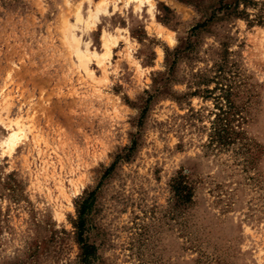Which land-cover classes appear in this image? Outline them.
Returning <instances> with one entry per match:
<instances>
[{
	"label": "rangeland",
	"instance_id": "1",
	"mask_svg": "<svg viewBox=\"0 0 264 264\" xmlns=\"http://www.w3.org/2000/svg\"><path fill=\"white\" fill-rule=\"evenodd\" d=\"M90 194V264H264V0H0V264Z\"/></svg>",
	"mask_w": 264,
	"mask_h": 264
},
{
	"label": "trees",
	"instance_id": "2",
	"mask_svg": "<svg viewBox=\"0 0 264 264\" xmlns=\"http://www.w3.org/2000/svg\"><path fill=\"white\" fill-rule=\"evenodd\" d=\"M229 103H232L228 99ZM187 188V187H185ZM93 203V195L90 194L85 200L82 202L79 208V216L78 220L76 221V227L78 230V241L82 245V263L83 264H90L92 260V256L95 252L94 245L90 244L88 241H86L85 237V231H86V223H87V215L90 211V208Z\"/></svg>",
	"mask_w": 264,
	"mask_h": 264
},
{
	"label": "bare ground",
	"instance_id": "3",
	"mask_svg": "<svg viewBox=\"0 0 264 264\" xmlns=\"http://www.w3.org/2000/svg\"><path fill=\"white\" fill-rule=\"evenodd\" d=\"M144 3H148V2H143V4ZM103 10H105V9H103ZM98 11H99V9H98ZM149 12H150V14H152V12H153L151 7L149 8ZM101 15H102V12L100 11V12H98V15H95V17L99 18ZM81 19H82V17H81ZM85 22H87L86 18H84V23ZM72 35H73L75 41L78 43V46H77V44H75L76 42H74V44L76 45V48L79 47L77 50H78L80 60H81V62L85 63V65H87V62H88V56H87L88 53L87 52L90 49L88 46H85L81 43L80 37L76 36L73 32H72L71 36ZM17 125H18L17 130H14L13 132L9 133L6 136V138L3 140V142H2L3 146H9L10 148H13L15 146V141L17 140L19 134L22 133L23 135H25L31 129L30 126L26 123H22V122L17 121Z\"/></svg>",
	"mask_w": 264,
	"mask_h": 264
}]
</instances>
